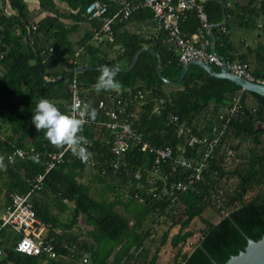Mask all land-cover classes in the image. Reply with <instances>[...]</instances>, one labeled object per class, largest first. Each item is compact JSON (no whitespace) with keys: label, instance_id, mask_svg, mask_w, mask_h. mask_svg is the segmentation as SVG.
<instances>
[{"label":"trees","instance_id":"16d2710c","mask_svg":"<svg viewBox=\"0 0 264 264\" xmlns=\"http://www.w3.org/2000/svg\"><path fill=\"white\" fill-rule=\"evenodd\" d=\"M25 1L6 0L10 15L3 13L0 7V123L10 125V136L0 140V155L5 156L7 165L6 169H0V208L2 203L5 207L10 203L13 194L27 193L32 186L31 179L45 171L47 155L61 150L32 123L36 104L46 98L62 112H67L71 73L87 66L93 69L77 73L82 95L89 100L85 94L91 90L99 100H104L107 108L121 100L127 112L136 115L132 126L155 147L168 146L175 155L197 160L202 148L184 146L181 130L196 137H214L222 130L223 133L212 160L189 190L175 196L164 195L168 180H159L158 196L154 198L149 184L153 155L131 145L123 161L134 173L140 174V180L133 178V172L118 170L114 173L109 170L114 160L110 153V132L95 124H85L82 135L91 141L89 150L94 155V171L99 181L113 191L117 189L114 181L129 186L125 211L131 220L116 211V202L91 196L89 188L78 181L86 163L69 151L64 161L46 174L42 188L32 196L36 216L47 232L45 241H50L60 255H70L74 247L79 255L89 256V264H156L159 247L147 259L146 243L152 239L151 221L163 216L169 227L159 245L165 243L172 228L178 227L170 238L172 247L177 248L174 264H222L244 249L248 239L254 240L264 232V129H259L264 125V97L242 90L229 80L213 78L197 65L188 68L179 85L168 86L156 73L157 58L146 51L139 54L133 70L117 71L116 79L122 85L119 91L97 94L94 85L101 74L99 69L107 65L125 70L143 47L160 56V72L165 79L175 82L179 78L183 64L178 50L167 42L163 30L156 36L144 38L126 29L140 18L153 19L151 11L140 9L127 20L114 23L111 39L104 36L97 41L94 31L102 28L105 18L89 19L85 8L93 1H101L108 6L110 14L115 9L109 0H37L40 9L48 14L37 23L31 18ZM56 1L68 7L69 19L89 25L79 41L69 38L76 26L71 29L64 26ZM203 6L212 26L207 37L210 39L213 35L216 40L215 54L245 65L254 82L263 83L264 44L259 40L253 45L237 43L230 29L235 24L241 30L264 31V0L236 2L226 6L224 11L218 0H205ZM224 15L227 21L220 27ZM199 28L196 14H185L180 23L182 36L191 39ZM107 49L114 51L115 56L109 57ZM81 50L82 53L76 55ZM212 67L220 72V67ZM45 78L54 82H47ZM138 92L144 95L143 100L134 99ZM235 98H239V112L227 120ZM98 99L93 107L89 106L96 109L97 115H103L97 108ZM31 147L33 153L29 152ZM17 148L27 154L21 159L8 160V153ZM229 151L233 158L226 164ZM37 154L40 162L34 163L31 157ZM229 165L233 167L227 168ZM103 168L107 169L106 175L101 173ZM178 178L183 175L176 174L171 180ZM231 179L236 184L229 193ZM247 195L250 198L245 199ZM217 197L221 198L220 204ZM209 209L216 212L224 209L228 213L212 224L202 218ZM67 212L70 218L64 220L63 214ZM80 217L89 227L86 240L73 233ZM195 219L204 224L202 238L191 252L182 253V247L193 236L189 227ZM0 235L3 251L0 264H73L61 257L46 260L43 256L18 253L15 245L19 236L7 229L0 231Z\"/></svg>","mask_w":264,"mask_h":264},{"label":"built area","instance_id":"2783aa9c","mask_svg":"<svg viewBox=\"0 0 264 264\" xmlns=\"http://www.w3.org/2000/svg\"><path fill=\"white\" fill-rule=\"evenodd\" d=\"M205 0H122L116 9L109 14V8L101 1H93L85 8V15L89 19L105 18V22L101 29L94 31V40L100 41L104 36L111 39V26L116 22L127 20L132 13L147 9L151 11L153 20L167 35V42L178 50L179 61L184 65L195 61L204 62L209 65L220 67L222 65L219 57L209 50L211 41L207 37L211 29L208 22L207 14L204 10ZM194 12L200 23L198 33L191 39H185L180 30V23L185 14ZM227 70L236 76L242 77L248 81L254 82L251 73L245 65L233 61L226 60ZM264 84V82H263ZM69 107L71 109L73 99L75 98L82 106L89 102L83 97L79 81L77 80V72L72 73V79L68 83ZM134 99L143 100L144 95L140 92L134 96ZM98 109L103 113L106 121L91 122L88 120L86 124H95L106 128L110 132V153L114 157L109 170L114 173L123 170L125 173L133 172L126 163H124V155L131 145L138 146L142 151H148L153 155V165L149 170L151 186L150 192L156 198L158 196V181L162 180L167 185L164 186V195L175 196L177 193H184L189 190L199 177L201 172L207 167L209 161L212 160L213 153L219 143L220 136L214 137H196L187 134L184 130L180 133L184 134V146H198L202 148L199 159H189L183 154L175 155L171 147H155L145 141L140 133L132 126L133 120L136 119L135 113L127 112L126 106H123L121 100L115 102V108H107L104 102H99ZM239 98H235L227 115V120L235 116L239 112ZM221 119L223 117L221 116ZM176 121V117L173 118ZM94 121V120H93ZM82 134V133H81ZM91 146V145H90ZM90 149V147H89ZM70 150L61 149L58 152L47 155L46 167L43 173L36 175L31 179V189L25 194H13L10 203L3 209L0 215V231L3 229L10 230L19 236L15 245V251L28 256H43L46 260H55L58 257L63 258L73 264H89V256L87 254L79 255L74 247L70 249V255H60L56 247L50 242L45 241V237L39 235L40 222L36 216L32 204L33 194L42 188L43 180L46 174L64 161L65 154ZM90 151V150H89ZM33 152V149H30ZM91 152V151H90ZM92 153V152H91ZM27 152L15 149L7 155V159L23 158ZM94 155L85 162L86 165L95 168L96 164L93 159ZM233 153L228 152L225 163L230 164ZM179 171V172H178ZM181 171V172H180ZM106 168L102 170L104 174ZM134 173V172H133ZM183 175L181 179L171 180L176 174ZM133 178L137 181L141 176L134 173ZM217 204L220 199L217 197ZM220 206V205H218ZM225 214V211H221ZM227 215V214H225ZM3 251L0 248V258Z\"/></svg>","mask_w":264,"mask_h":264},{"label":"rangeland","instance_id":"374dc122","mask_svg":"<svg viewBox=\"0 0 264 264\" xmlns=\"http://www.w3.org/2000/svg\"><path fill=\"white\" fill-rule=\"evenodd\" d=\"M231 32H232L233 39L243 38L247 40H252L256 43L259 40L264 44V31L260 29L247 31V30H239L233 27ZM232 167H233L232 165L227 166V168H232ZM78 181L86 185L89 188V191L92 197L96 199H105L107 201L116 202V208H115L116 211L120 213L121 215L128 217L131 220L130 215H128L125 211V204H127V201H128L129 186L121 184L119 180L114 181L113 182V185H115L114 188L116 187L117 189L115 188L116 190L113 191L110 188H108V185L99 181L96 175V172L92 170V168L89 166H86L82 170V172L79 173ZM234 184H236V181L234 179H231L228 183V188H227L229 193L232 192V190L235 188ZM248 198H250V195H247L245 199H248ZM219 199L221 202V198ZM223 203L224 201H222V204ZM221 211L216 212L215 209H209L203 214L202 218L208 220L212 224H215L223 216H225V214L228 213L227 210H224L225 214H222ZM69 218H70L69 212L63 214L64 220H68ZM150 227L152 228V239H150L146 243V246L149 249V254L147 256V259H149V257H151L154 254L156 247L158 246L159 248H158V253H157L156 264H174L173 260H174V256L177 253V248L172 247V245L170 244V238L178 231V227H174L168 232V237L163 245H159V241L161 240L162 234L167 231L169 227V223L165 222V218L163 216L155 217L154 220L151 221ZM203 228H204V224L201 222L200 219H195L191 223L189 229L193 231V236L192 238L188 239L186 244L182 247V253L191 252L194 246H196L199 243V241L202 238L201 230H203ZM88 230H89V227L85 225L84 219L80 217L79 223L74 228L73 233L76 234L78 237H80V239L86 240V237H87L86 232ZM40 233H41V230H39L38 234L40 235ZM41 235L42 237H44L46 233L43 232V234Z\"/></svg>","mask_w":264,"mask_h":264},{"label":"clouds","instance_id":"9594fccd","mask_svg":"<svg viewBox=\"0 0 264 264\" xmlns=\"http://www.w3.org/2000/svg\"><path fill=\"white\" fill-rule=\"evenodd\" d=\"M100 75L94 85L95 91L99 94L102 91H119L121 83L116 79L117 70L107 65L102 66ZM96 109L89 105H81L73 99L69 112H62L60 108L46 98H41L36 104L32 118L37 131H44L45 138L58 149H67L73 155L87 162L92 153L89 151L91 141L81 133L89 119H96ZM11 158H9L10 160ZM34 163H39V156H32ZM5 156L0 155V169H6Z\"/></svg>","mask_w":264,"mask_h":264},{"label":"crops","instance_id":"0c3cea01","mask_svg":"<svg viewBox=\"0 0 264 264\" xmlns=\"http://www.w3.org/2000/svg\"><path fill=\"white\" fill-rule=\"evenodd\" d=\"M110 2H112L113 3V7H114V9H116V6L117 5H119V2L120 1H122V0H109ZM219 2H222V5L223 4H225V7L226 6H231L232 4H234V3H236V2H242V1H246V0H218ZM26 2V4H27V6H28V10H29V12H30V16H31V18L33 19V21L35 22V23H37L38 21H40V20H42V19H44L48 14L47 13H45V12H43L41 9H40V7H39V3H38V1L37 0H26L25 1ZM57 2V4H58V6H59V11H60V14H62V19H61V22L64 24V26L66 27V28H68V29H71V28H73V27H75L76 26V29L75 30H73V31H71L70 32V34H69V38L73 41V42H77V41H79L83 36H84V34H85V32L87 31V30H89V25L87 24V23H77V22H75L74 20H71V19H69V14H70V11H69V9H68V7L64 4V3H60L59 1H56ZM4 3H5V5H6V8H5V10H6V13H8V15H10V12H8V5H7V3H6V0L3 2V3H1L0 2V7H1V9H2V11H3V5H4ZM4 13V12H3ZM7 15V14H6ZM225 18H226V21H227V17L225 16ZM226 21H225V23H226ZM222 23H223V21H222ZM225 23H223V25L225 24ZM212 27V26H211ZM233 27H235V28H237V29H239L238 27H236L235 26V24H233L232 26H231V29H230V32H231V30H232V28ZM126 29L130 32V33H138V34H141L142 36H144V38H151V37H153V36H156L157 35V33L159 32V27L157 26V24L155 23V21L153 20V19H144V17L143 18H140L139 20H135V21H132L130 24H128L127 25V27H126ZM239 30H241V29H239ZM209 33H210V31H209ZM211 36H213V35H211ZM214 37V36H213ZM231 37H232V32H231ZM233 39V38H232ZM234 41H236L237 43H243V44H245V45H251V44H255L256 42H254V41H252V40H247V39H243V38H238V39H233ZM210 41H211V44H212V40H211V38H210ZM252 42V43H251ZM148 48V47H147ZM79 52H80V54L82 53V50L81 51H77L76 52V55H78L79 54ZM107 54H108V56L109 57H113V56H115V54H114V51H111L110 49H107ZM81 67H84V66H81ZM85 67H87V66H85ZM117 67V66H116ZM90 68H92V67H90ZM119 68V67H118ZM75 71V70H74ZM73 71V72H74ZM1 72V71H0ZM72 72V73H73ZM72 73H71V75H72ZM77 73H79V72H77ZM1 74V73H0ZM45 80H47V82L48 81H51V80H48L47 78H45ZM92 90H94V88H92ZM68 91V90H67ZM83 94V93H82ZM87 94H89L90 95V97H88L89 95H87ZM87 94H85V96L89 99L88 100V102H89V104H91V107H93V105H95V102H97V99H98V97H96V94H93L92 92H91V90H87ZM92 94H93V96H92ZM84 97V96H83ZM85 98V97H84ZM99 102H104V100H99L98 99V104H99ZM104 104H105V102H104ZM105 106H106V104H105ZM68 107H69V104H68ZM68 107H67V111H68ZM107 107V106H106ZM98 108V107H97ZM108 108H115V105L114 106H111V107H108ZM99 110V109H98ZM101 113V112H100ZM89 120H91V119H89ZM102 122V121H106V119L105 118H103V115H101V114H98V115H96V119L93 121H91V122ZM92 124V123H91ZM94 124V123H93ZM9 131H10V125H8V124H2V123H0V140H4V139H6L8 136H10V133H9ZM83 134V133H82ZM17 149H19V148H17ZM31 149H33V152H34V148L33 147H31ZM20 150H23V149H20ZM14 151V150H13ZM12 151V152H13ZM60 151V150H59ZM30 152V151H29ZM33 152H30V153H33ZM58 152V151H57ZM8 154H10V153H8ZM38 155V154H37ZM18 159H21V158H18ZM13 160V159H12ZM86 166H88V165H86ZM90 167V166H89ZM92 168V167H91ZM96 168V167H95ZM95 168H92V170H95ZM104 169V168H103ZM102 169V170H103ZM102 170H101V173H102ZM103 174V173H102ZM107 174V169H106V172L103 174V175H106ZM2 202H3V200H2ZM69 206H72L71 204H69ZM5 208V206L3 205V203H2V206H1V208H0V215L2 214V212H3V209ZM53 213H54V210H53ZM39 220V219H38ZM39 222H40V220H39ZM40 230H41V233L40 234H43V232H45L46 233V235H47V232H46V229H45V227H43L42 226V224H41V222H40ZM43 230V231H42ZM46 235L44 236V237H46ZM42 236V235H41ZM0 237H1V235H0ZM0 243H1V238H0Z\"/></svg>","mask_w":264,"mask_h":264},{"label":"water","instance_id":"95a60500","mask_svg":"<svg viewBox=\"0 0 264 264\" xmlns=\"http://www.w3.org/2000/svg\"><path fill=\"white\" fill-rule=\"evenodd\" d=\"M5 8H6V5L4 3L3 12L8 15V13H6ZM224 9H225V4H223V11H224ZM225 21H226V18L224 15L223 23H225ZM223 23H221L219 26L222 27ZM210 38L212 40L211 51L213 53H215L214 48H215V41L216 40L213 36H210ZM29 39H30V34H29ZM144 51L150 52L151 54L155 55V57L157 58L156 73H157L158 77L168 86L179 85L182 82L184 76L186 75L188 68L191 65H197V66L201 67L204 71H206V73L213 78L229 80V81L233 82L234 84L238 85L242 90H245V91H248L251 93H255L257 95L264 97V84L263 83L251 82V81H248L242 77L231 74L227 70L226 59L222 56H219V55H217V56L219 57V59L222 62V65L220 66V72L219 73L215 72L211 65L206 64L204 62L195 61V62L186 63L183 65L182 72H181L179 78L175 82H170L169 80L165 79L161 75V72H160L161 58L157 53H155L153 50H151L147 47H143L142 49H140L139 51H137L135 53L133 60H132V63L127 69L122 70L116 66H109V67H113L117 71H120V72H130L135 67L137 60H138V57H139V54L141 52H144ZM92 69L93 68H90V67H79L75 70V72H82L85 70H92ZM48 82H54V81H48ZM259 129L260 130L264 129V125H262ZM222 264H264V232L260 233L254 240L248 239L247 245L244 249H242L235 256L230 257L229 260H227L226 262H224Z\"/></svg>","mask_w":264,"mask_h":264}]
</instances>
